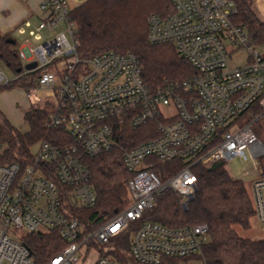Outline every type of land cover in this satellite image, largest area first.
I'll return each mask as SVG.
<instances>
[{
    "label": "built area",
    "instance_id": "built-area-1",
    "mask_svg": "<svg viewBox=\"0 0 264 264\" xmlns=\"http://www.w3.org/2000/svg\"><path fill=\"white\" fill-rule=\"evenodd\" d=\"M166 17H147V42L172 45L197 74L174 88L152 93L141 77L138 58L104 52L81 61L77 56L76 26L69 0H43L40 22L27 31L40 42L17 49L22 74L43 71L35 88H46L54 98L45 126L64 127L74 144L56 147L39 141L31 150L32 163L20 171L16 164L0 166V264H33L29 249L10 236L12 229L27 233L55 231L66 243L48 264H79L88 254L90 264H119L96 247L107 245L128 223L142 218L160 196L172 192L184 209L196 190L193 164L210 167L248 159L257 171L264 158L262 144L252 129L264 116V57L246 30L232 22L229 0H171ZM59 25L62 29L47 37ZM30 28L25 22L18 30ZM244 52L243 63L230 57ZM35 63L33 69L25 65ZM81 66V68H79ZM52 66V69L50 68ZM0 69V86L12 80ZM128 116L131 128L156 124L158 136L124 151L122 162L131 173L126 208L90 232L68 216L62 197L89 208L96 196L83 157H97L114 148L109 120ZM177 158L193 161L161 180L154 161ZM258 222L264 226V176L251 185ZM208 227L198 224L168 227L145 222L131 236L130 257L135 264H161L162 258H185L200 253Z\"/></svg>",
    "mask_w": 264,
    "mask_h": 264
},
{
    "label": "trees",
    "instance_id": "trees-1",
    "mask_svg": "<svg viewBox=\"0 0 264 264\" xmlns=\"http://www.w3.org/2000/svg\"><path fill=\"white\" fill-rule=\"evenodd\" d=\"M229 1L235 8L232 22L246 30L257 48L264 47V22L254 13L252 0ZM172 9L171 0L84 1L71 8L69 13L76 26L78 58L84 61L104 52L131 53L138 58L142 80L152 93L174 88L176 84L194 77L196 70L177 54L172 45L152 46L146 39L147 17L151 14L166 17ZM0 64L17 76L7 86H0V92L15 88L33 89L43 73L40 70L22 74L24 66L18 56L17 44L8 34L1 32ZM46 105L51 107V103ZM47 114L45 108L27 111L24 120L29 129L22 133L0 110V166L16 164L23 171L32 163L31 150L39 141L56 147L74 144L64 127L49 129L45 126ZM108 122L112 127L114 148L97 157L82 158L91 174L95 204L83 208L73 205L68 196L62 197L68 216L77 220L85 232L109 221L128 204L126 184L131 173L123 166V152L158 136L154 123L133 129L128 116ZM192 161L181 158L168 162L155 160L152 169L161 180H165ZM259 166L261 176H264V159L260 160ZM191 172L196 177V190L186 208L181 207L172 192L157 196L154 205L143 212L140 220L128 223L121 233L107 245L96 247L97 250L116 263L135 264L129 255L130 240L143 223L153 222L174 228L206 224L207 241L200 253L191 257L202 264H264V239H245L234 229L248 230L250 220L255 217L252 199L244 182L231 177L223 162L210 167L196 163L192 165ZM21 242L29 249L33 264H48L66 245L55 231L27 233ZM187 258L164 257L161 264H180Z\"/></svg>",
    "mask_w": 264,
    "mask_h": 264
},
{
    "label": "crops",
    "instance_id": "crops-1",
    "mask_svg": "<svg viewBox=\"0 0 264 264\" xmlns=\"http://www.w3.org/2000/svg\"><path fill=\"white\" fill-rule=\"evenodd\" d=\"M42 1L43 0H0V32L2 34H8L17 44V49L23 47L25 41H29L30 38H28L27 31L34 28L42 19L43 14L40 11V4ZM252 4L254 13L261 22H264V0H252ZM25 22L30 24V28L27 29L23 27L22 29L24 33H20L18 29L22 27ZM59 29H62V25H59L51 32H45V35L50 37ZM28 43L31 44V40ZM14 90L19 95V104L14 108V111L5 109V107H0V110L15 128L20 132L25 133L29 128L24 120V114L32 107L36 108L35 104H41L43 101L40 102L39 97H35L36 101L33 99L30 101L28 99L29 96L24 92L17 89ZM4 92L5 91H2L0 94L2 95ZM4 97L7 96L5 95ZM22 97H25L26 99L22 100ZM238 160L247 161L248 159ZM226 170L231 177H235L234 179H239L242 176L244 180H248L250 182V189L253 181L258 178V175H261V170L257 171L252 163L247 169H243L240 173L235 175L230 174L227 167ZM252 219H254V222H252ZM252 219L250 220L249 229L252 235L257 236L255 238H258L252 240L264 239V226L258 222L256 217H253Z\"/></svg>",
    "mask_w": 264,
    "mask_h": 264
},
{
    "label": "rangeland",
    "instance_id": "rangeland-1",
    "mask_svg": "<svg viewBox=\"0 0 264 264\" xmlns=\"http://www.w3.org/2000/svg\"><path fill=\"white\" fill-rule=\"evenodd\" d=\"M69 4H70V7L73 8L75 6H78L81 3L77 2L76 0H69ZM44 35H45V32H44ZM38 43H40V42H36L35 40L31 39L30 46H35ZM257 50L260 53V55L262 57H264V47H258ZM244 57H245L244 52H239V53L235 54L234 56L230 57V62L232 63L233 66H238V65L243 63ZM0 69L2 72H4V74L9 79H12L14 77V74L12 72H10L7 68L3 67L1 64H0ZM15 89H17V88H15ZM17 90H20V91L24 92L27 96H29L28 99L30 101H32V99L34 101H36L35 97H39L40 102L43 101V103L41 102L42 105L39 103L35 104L36 108H45V109H47L48 112L50 111L51 107L46 105L47 102L52 103L54 100V98L52 96V92L50 90H48L46 88H40V89L33 88V89H29L28 91H25L23 89H17ZM4 94L7 97H4L5 96ZM24 99H26V98L22 97V100H24ZM18 104H19V95L14 89L6 90L2 95L0 94V107H5V109L14 111V108ZM33 108L34 107H32L31 109H33ZM252 129L255 132L258 140L262 144H264V117L257 120V122L254 125H252ZM262 159H264V158H262ZM250 165H251V161H249V160H247V161L234 160L232 162L227 163L226 167H227L228 171L230 172V174L235 175L237 173H240L243 169H247ZM258 177H259V175H258ZM239 179L243 180V182L247 188V191L251 197L250 182L248 180H244V178L242 176ZM252 222H254V219H252ZM234 229L237 232V234L239 236H241L242 238L252 240L255 237H257V236L252 235L250 229L243 230L240 227H235ZM9 234H10V236L20 240L23 235L27 234V232L25 230L12 229L9 232ZM255 239H258V238H255ZM93 257H94V254H93V252H91L90 254H88L86 259L81 261L79 264H90V262L93 260ZM180 264H202V263L200 260L196 259L195 257L190 256L187 259L182 260L180 262Z\"/></svg>",
    "mask_w": 264,
    "mask_h": 264
},
{
    "label": "water",
    "instance_id": "water-1",
    "mask_svg": "<svg viewBox=\"0 0 264 264\" xmlns=\"http://www.w3.org/2000/svg\"><path fill=\"white\" fill-rule=\"evenodd\" d=\"M76 1L79 3H83L86 0H76ZM34 67H35V63H30V64L25 65V69L27 70L33 69Z\"/></svg>",
    "mask_w": 264,
    "mask_h": 264
}]
</instances>
